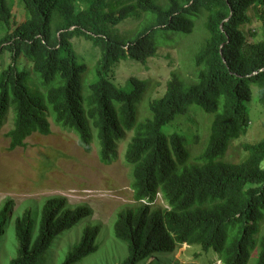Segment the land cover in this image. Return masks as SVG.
<instances>
[{
	"label": "trees",
	"instance_id": "trees-1",
	"mask_svg": "<svg viewBox=\"0 0 264 264\" xmlns=\"http://www.w3.org/2000/svg\"><path fill=\"white\" fill-rule=\"evenodd\" d=\"M17 2L21 19L14 0H0V57L11 59L0 69V131L11 123L8 151L25 147L34 134L50 136L52 119L77 135L85 154L96 132L104 165L123 146L138 207L120 211L114 222V238L127 251L119 264H145L183 245L197 249L195 258L213 252V264H264V137L227 158L249 130L254 95L264 107V0ZM130 21L135 27L121 33ZM197 34L202 40L194 52L185 45ZM74 40L91 51L78 53ZM161 46L179 54L187 49L191 81L172 73L164 93L152 98L148 79L117 78L121 65L146 66ZM187 114L206 129L194 155L197 138L164 131ZM157 194L168 208L150 209ZM9 208L0 211V236ZM90 214L67 210L56 198L45 202L37 225L25 212L13 223L17 248L8 264H47L62 235ZM98 234L97 226L85 227L60 264L95 254Z\"/></svg>",
	"mask_w": 264,
	"mask_h": 264
},
{
	"label": "rangeland",
	"instance_id": "rangeland-1",
	"mask_svg": "<svg viewBox=\"0 0 264 264\" xmlns=\"http://www.w3.org/2000/svg\"><path fill=\"white\" fill-rule=\"evenodd\" d=\"M14 1V14L16 19H21L24 11L17 0ZM257 24L253 23L251 28H256ZM134 27L135 23L130 21L120 25L119 30L121 33L129 32ZM201 40V34H197L185 46L195 52ZM73 43L80 54L91 51L90 44L84 40H74ZM157 52V57L150 60L146 66L121 65L117 78L122 81L130 76L148 79L152 98L164 93L172 73L187 82L194 78L193 71L188 67L187 49L183 48L179 54L176 49L161 46ZM10 63L8 54L0 57V69L6 68ZM20 64H25V61L21 59ZM31 84L39 88L35 81H31ZM249 121L245 138L229 148V160L237 158L244 142L254 143L264 137V107L256 102L255 95L251 102ZM49 122L50 136L34 134L25 141V147L14 151H8L9 141L5 137L11 123L7 121L0 131V211L6 204H10L7 225L0 236V264H8L15 256V219L25 212H30L37 225L43 205L47 200L55 198L63 203L67 210L81 208L91 214L85 221L62 235L49 253L46 263L60 264L65 254L80 241L84 228L97 226L99 234L96 241L99 249L79 264H119L126 257L127 251L124 244L114 238L113 225L120 211L138 207L132 201V169L123 157V146L117 151V160L111 165H104L99 160L100 144L96 132L92 137V151L85 154L77 144L76 134L62 130L55 125L53 119ZM164 131L185 134L188 139L197 138L191 147L192 155L200 151L206 139L205 127L191 114L176 118ZM157 198L150 209L165 206L161 198ZM196 252L197 249L183 245L177 252L151 257L145 264L151 261L157 264H213L216 261L211 251L201 253L195 258Z\"/></svg>",
	"mask_w": 264,
	"mask_h": 264
},
{
	"label": "clouds",
	"instance_id": "clouds-1",
	"mask_svg": "<svg viewBox=\"0 0 264 264\" xmlns=\"http://www.w3.org/2000/svg\"><path fill=\"white\" fill-rule=\"evenodd\" d=\"M120 147V146H119ZM119 147H118V149H119ZM92 151V150H91ZM132 196H133V191H132ZM157 197H160L161 198V196L159 195V194H157L156 195V197H155V199H154V201L152 202V204L158 199ZM159 198V199H160ZM162 200V199H161ZM133 201V200H132ZM134 202V201H133ZM162 202L165 204V202L162 200ZM134 204H136L135 202H134ZM137 204H139V205H142V206H149L150 205V203L148 202V200H141V201H139ZM164 206V205H163ZM164 208H168L167 206H166V204H165V206H164ZM186 246V245H185ZM220 263V262H219Z\"/></svg>",
	"mask_w": 264,
	"mask_h": 264
}]
</instances>
